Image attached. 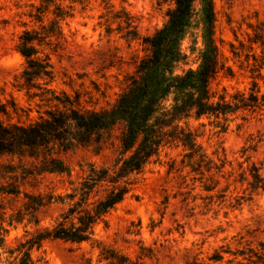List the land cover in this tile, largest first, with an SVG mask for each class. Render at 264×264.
<instances>
[{"label":"rangeland","instance_id":"1","mask_svg":"<svg viewBox=\"0 0 264 264\" xmlns=\"http://www.w3.org/2000/svg\"><path fill=\"white\" fill-rule=\"evenodd\" d=\"M108 2L110 9L101 0L75 3L73 16L61 23L64 39L38 46L41 58L50 57L51 76L28 77L27 62L16 46L25 30L40 28L29 17L35 11L30 5L39 2L0 0V124L5 129L41 125L42 130L53 134L36 152L37 158L28 153L0 156V219L6 222L18 213L32 219L26 211L28 197L63 196L70 192L71 182L78 185L93 167H113L120 128L113 132L100 156L95 155L94 147L77 148L56 138L71 139L69 134L77 132L73 118L112 108L139 79V66L151 55L146 39L164 26L173 4L170 0ZM214 10V38L225 70L211 82L212 92L221 94L226 89L230 96L237 91L248 93L257 84L264 95V0H214ZM200 49L196 19L182 42L187 60L177 67V73L197 68ZM231 120L225 133H219L205 117L189 123L208 154L223 150L231 161L227 170L233 168L235 174L230 180L233 197L229 202L235 203V197L249 194L246 184L233 181L239 164L249 158L264 174V106ZM181 125L185 126L184 122ZM66 144L70 150L65 152ZM182 154L180 147L163 146L140 175L132 176L131 191L110 212L107 225L96 226V238L135 264H261L264 192L253 194L237 209L229 203L219 205L217 199V203L208 204L202 199L205 194L198 196L199 188L191 190L190 177L182 179L180 172L168 171L173 160L180 162ZM54 161L72 169V181L67 176L38 175ZM225 185L222 180V187ZM105 189L107 186L98 189L99 196ZM64 209L53 205L37 217L43 220L42 226H49ZM5 226L11 247L27 231L35 230L27 221L15 228ZM145 248L153 250V258L139 261L138 254ZM217 253L224 258L221 263L211 260ZM4 257L0 256V264L6 263ZM32 257L39 264H106L100 262V251L91 243L47 241L32 252Z\"/></svg>","mask_w":264,"mask_h":264},{"label":"trees","instance_id":"2","mask_svg":"<svg viewBox=\"0 0 264 264\" xmlns=\"http://www.w3.org/2000/svg\"><path fill=\"white\" fill-rule=\"evenodd\" d=\"M36 1L39 4L30 5L35 11L29 17L40 28L25 30L16 48L27 62L25 74L28 77L30 74L51 76L50 57L46 55L45 59L41 58L38 46L52 45L64 39L61 23L73 16L74 4L82 0ZM66 1H70V4L66 5ZM170 1L173 7L168 11L167 22L146 39L151 55L140 64L139 79L119 97L112 108L88 111L73 118L77 132L75 135L69 134L73 136L71 139L63 136L56 138L58 141L65 139L69 145L77 148L94 147L95 155L100 156L103 147L111 142L113 132L120 128L112 169L93 167L78 185L71 182L70 192L63 196H27L29 201L26 211L31 213L32 219L26 220L20 213L12 216L9 222L0 219V256H5V264H39L33 259L32 252L40 250L47 241L76 245L91 243L100 251L101 263L135 264L128 256L105 247L96 238L95 228L100 223L107 225L110 212L131 191L132 176L140 175L166 145H175L183 150L180 162L177 164L173 160L168 171L180 172L182 179L190 177L193 182L191 190L199 188L198 196L205 194L202 199L208 200V204L217 203L214 201L217 199L219 205L229 203L230 207L237 209L249 201L253 194L264 192L262 168L246 158L245 162L239 164L240 170L233 181L246 184L249 194L235 197V203L229 202L233 197L229 192L230 180L235 174L233 168L227 170V166L232 167L231 161L223 150L208 154L189 123L191 119L199 121L205 117L219 129V133H225L232 122L231 117L239 113H253L263 107L264 95L257 84L248 93L237 91L230 96L226 89L221 94L212 92L211 82L225 70L214 38V0ZM101 2L106 9L111 8L108 0ZM50 15L52 17L48 18ZM196 19L202 39L198 66L177 73V67L187 60L182 42ZM40 126L5 129L0 124V156H23L28 153L30 157L37 158L36 152L50 141L49 138H53V134L45 132ZM68 144L63 146L65 152L70 150ZM185 170L187 175L183 176ZM72 173V169L65 167L62 162L54 161L52 167L38 175L67 176L72 181ZM222 180L226 182L223 187ZM103 186H107V189L99 196L98 189ZM53 205L64 206L65 209L51 225L42 226L43 220L37 217L38 213ZM25 221L35 227L34 232L27 231L15 247L9 246V229L5 224L15 228ZM143 251L138 254L139 261L153 258V250L145 248ZM259 257L260 263L264 264V243L261 244ZM223 259L220 253L211 258L215 263H221Z\"/></svg>","mask_w":264,"mask_h":264}]
</instances>
